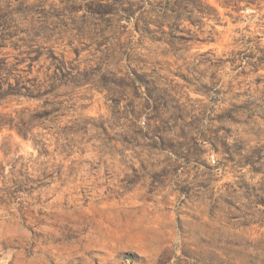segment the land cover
<instances>
[{"label": "rangeland", "instance_id": "obj_1", "mask_svg": "<svg viewBox=\"0 0 264 264\" xmlns=\"http://www.w3.org/2000/svg\"><path fill=\"white\" fill-rule=\"evenodd\" d=\"M0 264H264V0H0Z\"/></svg>", "mask_w": 264, "mask_h": 264}, {"label": "trees", "instance_id": "obj_2", "mask_svg": "<svg viewBox=\"0 0 264 264\" xmlns=\"http://www.w3.org/2000/svg\"><path fill=\"white\" fill-rule=\"evenodd\" d=\"M225 5H228V3H227V2H225ZM257 67H258V69H259V67H260V66H257Z\"/></svg>", "mask_w": 264, "mask_h": 264}]
</instances>
